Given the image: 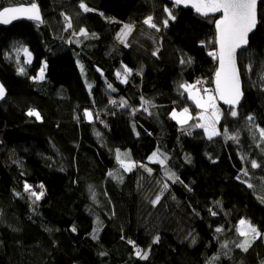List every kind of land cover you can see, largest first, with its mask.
<instances>
[{
  "label": "trees",
  "instance_id": "trees-1",
  "mask_svg": "<svg viewBox=\"0 0 264 264\" xmlns=\"http://www.w3.org/2000/svg\"><path fill=\"white\" fill-rule=\"evenodd\" d=\"M32 2L42 23L0 25V264H264V139L248 126L251 116L264 129V0L239 54L244 100L221 105L211 139L180 85L215 92L219 17L168 0H0V9ZM126 24L132 45L118 38ZM184 108L193 119L181 124L172 113ZM117 150L137 167L125 171ZM157 150L163 166L149 160ZM244 219L261 234L247 251Z\"/></svg>",
  "mask_w": 264,
  "mask_h": 264
},
{
  "label": "snow or ice",
  "instance_id": "snow-or-ice-1",
  "mask_svg": "<svg viewBox=\"0 0 264 264\" xmlns=\"http://www.w3.org/2000/svg\"><path fill=\"white\" fill-rule=\"evenodd\" d=\"M173 2L175 5L184 4L185 6H188L190 4L191 7L195 9L196 13L204 17H207L210 14L222 13L220 18L214 21L216 28L215 43L218 45V49L216 51L209 52V55L219 62V66L215 72L216 87L214 91L225 104L235 105L238 103L241 95L239 71L236 66V52L237 49L247 44V35L250 31H252L257 23V0H173ZM80 8L84 12L91 11V9L83 2L80 3ZM165 11L168 12L171 19H175L169 9L165 8ZM21 16H25L26 18L39 23L43 22L39 7L35 2L30 3L29 6L20 5L0 9V23L8 24L12 20L18 19ZM65 21L67 22L68 27L71 28L72 24L70 18L65 16ZM143 23L150 28L159 30L156 23L153 22L152 16L145 18ZM167 23L168 21L165 20L164 25L167 26ZM131 31V25H124V30L118 36V38L121 39V42H124V38H126ZM80 35L87 36L86 30L81 29ZM24 52L27 56H30L27 49H24ZM155 54L156 53H153V55ZM181 62L183 63V61ZM20 71L23 72V69H20ZM128 72H130V70L126 69V75ZM117 76L119 78L120 74L117 73ZM42 77L43 69H41V78ZM122 82H127L126 78ZM199 84H202V81H197L196 84H181L180 87L188 93V98L195 103L196 107L202 109L199 119L205 121V123H200L196 126L203 128L208 134V138L211 139L213 136L221 134L215 127L216 122L219 120V110L215 104L216 95L210 94L207 88L203 89L204 95H200L201 89L197 88V85ZM108 87L112 88V85L109 84ZM4 95V88L0 85V98H3ZM144 103L147 104L149 102L144 101ZM146 110L147 109H145V111ZM28 115H35L39 118V114L34 111H30ZM231 115L235 117L237 112L232 110ZM91 116L92 114L90 112H85V117L91 119ZM172 118L176 119L177 122L181 124H185L188 120L193 119V117L189 114L188 108H184L180 113L173 112ZM248 119L251 121L253 118L250 116ZM226 132L227 130L225 129V133ZM259 135L261 139H264V129H259ZM227 139L236 140L237 137L227 136ZM122 156L127 157L128 154H122L119 150H117L116 159L125 171H131L132 168L136 167L134 162H125V159H122ZM160 156L161 154L157 150L152 153L149 160L158 162L163 166L167 158L164 157L161 159ZM251 166L253 168L259 167L255 161H252ZM147 170L151 172V169ZM109 175H112V173H109ZM165 175L171 180L178 179L174 173L168 172L167 169L165 170ZM245 175H247L246 172ZM251 186L252 185H249V187ZM164 188H167V184L164 185ZM25 191H30V186L27 184L25 185ZM31 195L39 200L43 195V192L39 195H37L36 192H31ZM160 198L161 197L159 195L156 196L155 200L152 201L153 205L159 203ZM213 215H215V213H213ZM240 226L241 227L237 228V232L246 238L238 245V247L247 251L248 247L251 245V240L247 237L252 236L253 238H257L260 237L261 234L258 232L256 227L244 220L240 221ZM216 231L220 232L222 229L217 228ZM136 255L141 256L139 250ZM141 258L146 259L147 253H144Z\"/></svg>",
  "mask_w": 264,
  "mask_h": 264
},
{
  "label": "water",
  "instance_id": "water-1",
  "mask_svg": "<svg viewBox=\"0 0 264 264\" xmlns=\"http://www.w3.org/2000/svg\"><path fill=\"white\" fill-rule=\"evenodd\" d=\"M168 1H169L171 4L175 5L174 2H173V0H168ZM262 1H263V0H257V9H256V13H257V17H256V18H257V23H256L255 27L252 29V31H250V32L248 33V35H247V44H246V45H243L241 48L237 49V52H236V66H237V69H238V71H239V78H240V92H241V95H240L239 101H238V103H236L235 105L225 104L224 101H223L222 99H220L219 96L217 95L218 100H219L220 104H221L223 107H227V108H236V107L239 106V105L243 102V100H244V96H245V95H244V84H243V78H242V74H241V70H240V66H239V54H240L241 51H243V50H245V49H247V48L249 47V45H250V37H251V35H252L253 33H255L256 30H257V27H258V25H259V5H260V3H261ZM175 6L180 7V8H183V9H192V10L195 11V9L192 8L190 4H189L188 6H185L184 4H181V5H175ZM39 10H40V8H39ZM195 12H196V11H195ZM197 14H198V13H197ZM40 15H41V17H42L41 11H40ZM198 15H199V14H198ZM221 15H222V13H216V14H210V15L207 16V17L214 16V17H219V18H220ZM200 16H201V15H200ZM203 17H204V16H203ZM20 21H27V22H30V23H39V22H37V21L30 20V19L26 18L25 16H21V17L18 18V19L12 20V21H11L10 23H8V24L0 23V25L8 26V25H11V24H13V23L20 22ZM39 24H40V23H39ZM215 30H216V28H215ZM217 49H218V45H217ZM218 66H219V62H218ZM0 85L3 86L4 91H5V95H4V97H3V98H0V101H1V100H3V99L6 97V95H7V89H6V87L4 86V84L2 83L1 80H0ZM215 87H216V85H215V77H214V88H215Z\"/></svg>",
  "mask_w": 264,
  "mask_h": 264
},
{
  "label": "rangeland",
  "instance_id": "rangeland-1",
  "mask_svg": "<svg viewBox=\"0 0 264 264\" xmlns=\"http://www.w3.org/2000/svg\"><path fill=\"white\" fill-rule=\"evenodd\" d=\"M153 22H154V18H153ZM155 23V22H154ZM132 26V25H131ZM124 30V28L121 30V32H120V34L122 33V31ZM134 31V27L132 26V31H131V33L126 37V38H124V42L123 43H125V44H127V45H132L133 44V36H134V34H135V32H133ZM119 34V35H120ZM120 41H121V39H119ZM27 49V52L28 53H30V56H27L26 54H25V52H23V55L25 56V58H26V61L27 62H29V63H32L33 62V60H34V56H33V54H32V52L29 50V48H26ZM41 69H43V77L41 78ZM41 69L39 70V72H38V76H37V78H36V80H42V79H44V77H45V75H46V71H47V64H46V62H43L42 63V66H41ZM205 88H207L208 90H209V92H210V94H212V95H216V93L215 92H213L211 89H210V87H209V85L208 84H204V85H202V86H200L199 87V89H201V91L203 90V89H205ZM200 95H204V93L202 92H200ZM215 104H216V106H217V108H218V110H219V120H218V122H216V124H215V127H216V129H217V131H219L220 133H221V130H220V127H219V121H220V119H221V115H222V106H221V104H220V102H219V100H218V97H217V95H216V100H215ZM238 107V106H237ZM189 109V108H188ZM200 109V108H199ZM235 109V108H234ZM183 110H174L173 112H176V113H180V112H182ZM201 111H202V109H200V113H201ZM200 113H199V116H200ZM189 114L192 116V112L189 110ZM187 122H189V120L187 121ZM200 123H205V121H203V120H200ZM248 126L251 128V132H252V134H256V135H259V129H261L259 126H258V123L255 121V120H251V121H249L248 120ZM225 133V132H224ZM207 134V133H206ZM207 136H208V134H207ZM214 137V136H213ZM152 161V160H151ZM125 162H129V160H125ZM131 162H133V161H131ZM135 163V162H134ZM136 164V167H137V163H135ZM136 167H134V168H136ZM134 168H132V170L134 169ZM263 196H264V191H263ZM244 221H246L247 223H249V224H251V222L249 221V220H246V219H244ZM252 226H254L253 224H251ZM241 227V226H240ZM255 227V226H254ZM249 237H252V236H249Z\"/></svg>",
  "mask_w": 264,
  "mask_h": 264
},
{
  "label": "built area",
  "instance_id": "built-area-1",
  "mask_svg": "<svg viewBox=\"0 0 264 264\" xmlns=\"http://www.w3.org/2000/svg\"><path fill=\"white\" fill-rule=\"evenodd\" d=\"M200 86H202V84H199V87H200ZM202 92H203V90H202Z\"/></svg>",
  "mask_w": 264,
  "mask_h": 264
}]
</instances>
